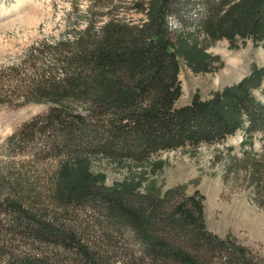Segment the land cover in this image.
<instances>
[{"label": "trees", "instance_id": "trees-1", "mask_svg": "<svg viewBox=\"0 0 264 264\" xmlns=\"http://www.w3.org/2000/svg\"><path fill=\"white\" fill-rule=\"evenodd\" d=\"M89 2L91 21L76 39L42 41L25 58L29 62L38 50L44 61L53 53L63 77L43 74L21 95L0 92V104L74 97L87 102L86 112L52 107L10 136L8 148L22 155L32 146L37 159L63 157L81 164L101 159L131 171L162 152L196 150L239 131L264 134V103L254 96L264 69L255 68L247 79L208 99L197 93L188 106L176 104L183 94L180 60L207 72L212 61L206 51L217 40L264 42V0ZM101 6L112 8L102 13ZM97 14L108 20L97 25ZM63 168L49 181L23 182L22 192L16 188L0 199V264H217L214 259L264 264L207 230L202 196L188 197L178 188L160 199L148 193L134 196L97 188L83 182L85 176L76 177L74 167ZM250 169L264 209V171L257 164ZM44 199L69 215L74 204L102 203L106 213L98 214L104 222L94 215L91 237L86 234L95 228H81L67 218L41 221L35 210Z\"/></svg>", "mask_w": 264, "mask_h": 264}, {"label": "rangeland", "instance_id": "rangeland-1", "mask_svg": "<svg viewBox=\"0 0 264 264\" xmlns=\"http://www.w3.org/2000/svg\"><path fill=\"white\" fill-rule=\"evenodd\" d=\"M89 5V0H0V92L21 95L22 90L28 91L34 81L39 84L44 79L43 74L48 79H61L62 70L53 53L44 61L38 50L29 62H25V58L28 51L42 41L76 39L91 21L86 15ZM112 6L109 9L101 6V12L110 11ZM28 17L34 19L31 25L23 22V18ZM134 17L140 19L141 15ZM107 20L105 15L96 18L97 25ZM235 41L217 40L207 49L206 54L212 61L210 71L196 72L180 60L179 79L183 94L176 103L178 108L191 104L197 93L202 99H208L212 93L247 79L255 68L264 69V42L256 44L240 38ZM254 96L264 103V78L261 88L254 90ZM52 107L70 108L75 113H85L88 108L86 101L74 97L51 101L29 98L26 103L0 104L1 200L16 192V188L22 192L26 183L49 181L54 173H62L67 165L74 167L70 169L76 177L85 176V183L124 193L134 192V196L148 193L160 199L166 192L178 188L188 197H203L204 223L209 232L220 239H231L232 243L244 248L254 262H264V209L258 205L259 195L250 171L255 164L264 171L263 133L248 136L239 131L225 141L204 144L196 150L162 152L154 156L151 163L133 165L131 171L101 159H89L83 164L63 157L37 159L32 146L27 152L30 154L22 155L7 147L10 136L37 116L47 114ZM232 158L238 159L239 163L232 165ZM84 168L89 169L90 175ZM44 201L35 210L41 221H67V218L81 228L89 229L95 228V216L104 222L102 214L100 217L98 214L100 210L106 213L102 203L74 204L70 206L74 213L69 215L62 211L61 205ZM88 231L93 233L86 235L94 237L96 228ZM131 246L139 248L136 243ZM214 260L219 264L217 259Z\"/></svg>", "mask_w": 264, "mask_h": 264}, {"label": "bare ground", "instance_id": "bare-ground-1", "mask_svg": "<svg viewBox=\"0 0 264 264\" xmlns=\"http://www.w3.org/2000/svg\"><path fill=\"white\" fill-rule=\"evenodd\" d=\"M23 22H24L25 24H27V25H31L32 23H34V19H33V17H32V18H30V17H28V18H23Z\"/></svg>", "mask_w": 264, "mask_h": 264}, {"label": "clouds", "instance_id": "clouds-1", "mask_svg": "<svg viewBox=\"0 0 264 264\" xmlns=\"http://www.w3.org/2000/svg\"><path fill=\"white\" fill-rule=\"evenodd\" d=\"M170 19V18H169Z\"/></svg>", "mask_w": 264, "mask_h": 264}]
</instances>
